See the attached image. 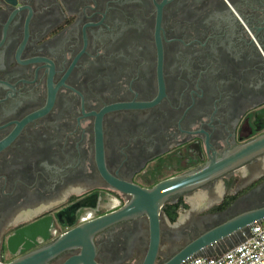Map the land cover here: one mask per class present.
Returning a JSON list of instances; mask_svg holds the SVG:
<instances>
[{"label": "flooded vegetation", "instance_id": "1", "mask_svg": "<svg viewBox=\"0 0 264 264\" xmlns=\"http://www.w3.org/2000/svg\"><path fill=\"white\" fill-rule=\"evenodd\" d=\"M18 1L0 0L1 264L120 207L117 184L151 187L264 132V0ZM263 200L264 158L171 199L156 263L199 215ZM149 239L146 216L111 224L93 260L139 264Z\"/></svg>", "mask_w": 264, "mask_h": 264}, {"label": "water", "instance_id": "2", "mask_svg": "<svg viewBox=\"0 0 264 264\" xmlns=\"http://www.w3.org/2000/svg\"><path fill=\"white\" fill-rule=\"evenodd\" d=\"M3 1L13 7L21 6L18 0ZM259 158H264V132L243 144L227 148L220 156L213 151L208 154L207 161L202 164L162 179L151 187H139L127 183L120 185L119 183L117 187L127 194L126 201L120 207L71 227L53 242L26 252L7 264H46L51 257L60 252L77 247L81 248L80 254L71 257L65 264H96L93 260L95 234L111 224L141 216L148 218L150 239L139 264H182L189 257L203 255L206 249L214 247L221 251L218 245L236 239L241 231H246L249 225L264 218V200L257 206L247 208L209 225H205L206 220L217 218L221 212L199 215L198 219L201 222L192 223L197 228V233L168 260L156 263L160 248L159 216L161 210L171 199L200 188ZM248 195L249 192L245 196ZM183 220L175 224V227H183L185 225Z\"/></svg>", "mask_w": 264, "mask_h": 264}, {"label": "built area", "instance_id": "3", "mask_svg": "<svg viewBox=\"0 0 264 264\" xmlns=\"http://www.w3.org/2000/svg\"><path fill=\"white\" fill-rule=\"evenodd\" d=\"M117 201L114 200L113 204ZM83 214L81 220L89 217ZM237 242L214 255H196L182 264H264V218L236 236Z\"/></svg>", "mask_w": 264, "mask_h": 264}, {"label": "rangeland", "instance_id": "4", "mask_svg": "<svg viewBox=\"0 0 264 264\" xmlns=\"http://www.w3.org/2000/svg\"><path fill=\"white\" fill-rule=\"evenodd\" d=\"M236 242V239H233V240H230L228 243L224 244L223 246H221L220 248L221 249H224L226 248L227 246L233 244ZM220 250L219 249H216V250H213L212 252H207V253H203V255H214L216 253H218Z\"/></svg>", "mask_w": 264, "mask_h": 264}, {"label": "trees", "instance_id": "5", "mask_svg": "<svg viewBox=\"0 0 264 264\" xmlns=\"http://www.w3.org/2000/svg\"><path fill=\"white\" fill-rule=\"evenodd\" d=\"M176 207H177V206H174V208H173L172 210H174ZM174 216H175V213L172 211V213H171V217L174 218Z\"/></svg>", "mask_w": 264, "mask_h": 264}, {"label": "bare ground", "instance_id": "6", "mask_svg": "<svg viewBox=\"0 0 264 264\" xmlns=\"http://www.w3.org/2000/svg\"><path fill=\"white\" fill-rule=\"evenodd\" d=\"M198 197V196H197ZM197 197H195V198H197ZM199 200V199H198ZM202 200V199H201ZM198 203V202H197ZM200 204H201V201H200Z\"/></svg>", "mask_w": 264, "mask_h": 264}]
</instances>
